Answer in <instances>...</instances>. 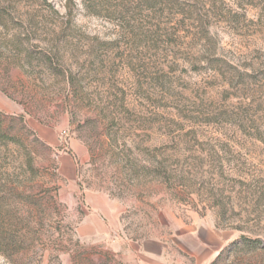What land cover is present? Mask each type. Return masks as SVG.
<instances>
[{"label":"rangeland","instance_id":"1","mask_svg":"<svg viewBox=\"0 0 264 264\" xmlns=\"http://www.w3.org/2000/svg\"><path fill=\"white\" fill-rule=\"evenodd\" d=\"M222 249L264 264V0H0V264Z\"/></svg>","mask_w":264,"mask_h":264},{"label":"trees","instance_id":"2","mask_svg":"<svg viewBox=\"0 0 264 264\" xmlns=\"http://www.w3.org/2000/svg\"><path fill=\"white\" fill-rule=\"evenodd\" d=\"M224 249H225V248H224ZM224 249H222V250L218 253V255L215 257V259H214L210 264H216V263H217V261L220 259L221 255H222Z\"/></svg>","mask_w":264,"mask_h":264}]
</instances>
